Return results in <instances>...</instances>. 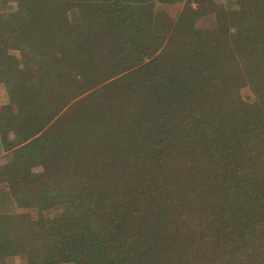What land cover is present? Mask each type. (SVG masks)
<instances>
[{"label":"trees","instance_id":"1","mask_svg":"<svg viewBox=\"0 0 264 264\" xmlns=\"http://www.w3.org/2000/svg\"><path fill=\"white\" fill-rule=\"evenodd\" d=\"M0 82V264H264V0H0Z\"/></svg>","mask_w":264,"mask_h":264},{"label":"rangeland","instance_id":"2","mask_svg":"<svg viewBox=\"0 0 264 264\" xmlns=\"http://www.w3.org/2000/svg\"><path fill=\"white\" fill-rule=\"evenodd\" d=\"M217 1L220 4H224V5L227 4V0H217ZM14 6L16 8L17 3L14 4ZM209 24H210L209 20L205 21L204 23H202V22L200 23L201 26L202 25L208 26ZM221 24H222V27H225L226 25L228 27H231V17L229 16V18H228L226 15L222 16L221 17ZM227 34H229L228 35L229 41H231V31ZM10 53L16 58L20 57V50H18V49H12L10 51ZM1 86H0V106H2V105L10 106L11 108L14 109L15 105L13 102L11 83L10 82H3V84ZM105 88H107V87H105ZM106 91H108V88L105 89V92ZM239 92H240L241 99L245 103H250L254 98L252 92L250 91V89L247 86H243L242 88H240ZM118 93H120V92H118ZM139 96H141V94ZM137 99H138V97H137ZM21 211H23V209L16 208L10 199L0 197V220L1 221L4 219L5 213H9V212L19 213ZM22 262H24V259L21 258L19 255H14V256L8 257L5 260V264H20ZM63 264H73V263H63Z\"/></svg>","mask_w":264,"mask_h":264},{"label":"crops","instance_id":"3","mask_svg":"<svg viewBox=\"0 0 264 264\" xmlns=\"http://www.w3.org/2000/svg\"><path fill=\"white\" fill-rule=\"evenodd\" d=\"M3 84V82H0V86ZM2 87V86H1Z\"/></svg>","mask_w":264,"mask_h":264}]
</instances>
